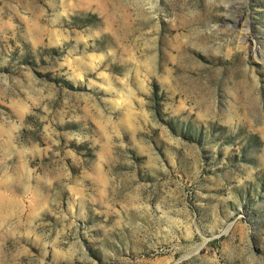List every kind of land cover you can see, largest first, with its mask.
I'll return each instance as SVG.
<instances>
[{"label":"rangeland","instance_id":"1","mask_svg":"<svg viewBox=\"0 0 264 264\" xmlns=\"http://www.w3.org/2000/svg\"><path fill=\"white\" fill-rule=\"evenodd\" d=\"M0 264H264V0H0Z\"/></svg>","mask_w":264,"mask_h":264}]
</instances>
